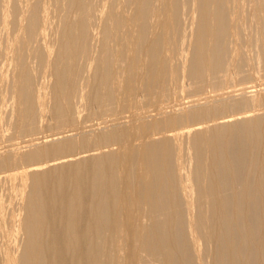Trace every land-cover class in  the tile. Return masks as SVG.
I'll return each instance as SVG.
<instances>
[{
	"label": "bare ground",
	"instance_id": "6f19581e",
	"mask_svg": "<svg viewBox=\"0 0 264 264\" xmlns=\"http://www.w3.org/2000/svg\"><path fill=\"white\" fill-rule=\"evenodd\" d=\"M229 23L227 0H0V127L160 115L0 157V173L18 170L0 179V264H264V83L163 115L182 80L199 92L246 78L226 62Z\"/></svg>",
	"mask_w": 264,
	"mask_h": 264
},
{
	"label": "rangeland",
	"instance_id": "374dc122",
	"mask_svg": "<svg viewBox=\"0 0 264 264\" xmlns=\"http://www.w3.org/2000/svg\"><path fill=\"white\" fill-rule=\"evenodd\" d=\"M237 1V2H236ZM264 2V0H262ZM228 2V9L230 14V35L227 39L228 45V55L226 62L230 64L231 61L241 59L243 61V77H246L244 80H241L240 77H237L236 71L230 69V74H234L236 80L234 82L225 81V77L228 74H220V80L222 83L218 87L212 86H204L202 90L199 92H194L191 90V83L188 80L180 81V86L173 96V99L170 98L168 107L165 108L163 115L169 116L174 115L178 112L177 107L178 104H181L183 109L192 110L198 107L200 104L197 103V99L202 98L207 95H214L219 94V98L210 97L209 104L213 105L220 101H232L236 99V97L244 96L243 94H239L240 92L235 91L241 87H249V86H257L260 83H264V66L260 61H257V57L260 51V45L256 39L259 37V28L262 24L260 17L255 16L253 14V1L252 0H227ZM240 3V4H239ZM241 5V6H240ZM251 12V13H250ZM236 15V16H235ZM235 16V17H234ZM239 16V17H238ZM255 16V17H254ZM254 17V18H253ZM6 68L3 67V63L0 65V85L3 83L4 74ZM245 72V74H244ZM254 93L256 96L264 95V86L263 87H256L254 89ZM226 94V95H225ZM250 94V93H249ZM249 96V95H248ZM193 98V99H192ZM194 100L197 101L195 104H191L189 101ZM203 103L202 101H200ZM146 109V108H145ZM143 109V111L138 109H132L130 112L126 111L122 115L123 118L120 116L115 119L114 121H110L107 124L101 123L99 120H93L88 123L89 127L84 128H76L74 131H66L65 129H45L42 128L40 131L33 133L31 135L22 134L18 131H14L10 133L9 130L6 131L5 127H0V157L3 156H18L22 152L34 148V147H42L43 145L61 141V140H68L72 138H82L86 136L88 139L94 138L97 134L112 130L115 128H122V127H129L134 126L135 124H142L147 123L149 120L157 119L160 115L156 111H152L149 108L148 111ZM251 109H242L244 112ZM142 111V112H141ZM235 113V112H232ZM259 114L264 113V110H259L257 112ZM133 114V115H132ZM231 114V113H228ZM126 116V117H125ZM228 116V117H227ZM225 118H220L218 120H230L236 116H239L238 112L234 114V117H229L227 115ZM48 120V118L46 119ZM48 122V121H47ZM51 122V121H50ZM185 130V129H184ZM9 132V133H8ZM182 132L181 129H176L174 131L168 132L173 134H180ZM185 135V134H184ZM162 135L157 134L154 137L160 138ZM32 139V143H28L27 141ZM139 143L138 141H134L133 144ZM120 147L119 144L112 145L106 147L104 149L98 151H89L85 153H81V155H89L92 156L93 154H99L100 152L104 151H116ZM65 159L66 161L71 159V156L64 157L61 159H57L55 161L48 162L44 164L42 167H45L49 164H54L55 162H59L60 160ZM26 170V169H24ZM23 170V171H24ZM20 171V170H19ZM21 172V171H20ZM18 174V170H8L6 172L0 173V179L6 178L9 174Z\"/></svg>",
	"mask_w": 264,
	"mask_h": 264
}]
</instances>
